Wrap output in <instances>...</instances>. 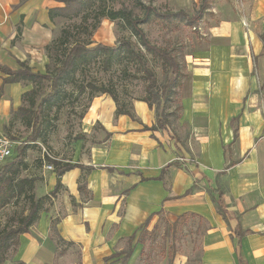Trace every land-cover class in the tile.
Returning <instances> with one entry per match:
<instances>
[{"label": "crops", "instance_id": "1", "mask_svg": "<svg viewBox=\"0 0 264 264\" xmlns=\"http://www.w3.org/2000/svg\"><path fill=\"white\" fill-rule=\"evenodd\" d=\"M248 2L246 7H250ZM255 2L256 12L264 17V0ZM59 6L63 3L57 0H0V66L17 71L20 62H25L35 72H46L47 46L55 37L56 22L65 18L51 19L49 10ZM222 25L220 34L224 43L195 51L186 58L189 69L179 89V99L183 106L182 120L191 127L192 139L185 142V152H182L184 142L173 139L170 130L143 129L156 123V114L147 102L133 101V119L127 114H116V104L109 94L93 98L85 116L86 129L99 124L101 141L89 143L85 153L75 150V160L57 158L93 167L73 168L62 175L63 187L78 201H81L78 184L81 177L91 193L77 212L71 202H65L66 215L57 224L64 239H78L83 226L84 230L85 226L91 228L88 237L94 240L105 234L130 237L162 208L177 213L191 208L210 212L220 226L229 228L234 246L217 250L214 258L217 262L264 264V115L258 103L246 96L255 87L250 59L252 56L264 59V38L252 26L247 12L228 17ZM234 66L245 69L239 73ZM7 76L0 68V132L6 134L15 130L11 128L13 113L25 105L23 94L33 88L28 80L5 82ZM180 152L186 155V166L193 169L189 173L182 171L179 161L172 162ZM231 161L236 163L228 166ZM163 169L165 172L159 179ZM174 169L183 174L168 189L165 175ZM104 179L111 189L108 198H114L109 206L104 205ZM216 179L217 188L224 191L228 221L211 198L210 193L218 194L213 192L216 186L212 183ZM204 180L211 191L196 190ZM56 181L57 175L52 171L49 187ZM190 188L191 193L185 195ZM202 198L204 201H200ZM81 220L85 223L81 224ZM105 221L108 226L113 222L118 225L103 231L100 227ZM237 226L244 231L241 237L235 232ZM23 235L26 238L30 234H21V243ZM85 261H90L86 254Z\"/></svg>", "mask_w": 264, "mask_h": 264}, {"label": "rangeland", "instance_id": "2", "mask_svg": "<svg viewBox=\"0 0 264 264\" xmlns=\"http://www.w3.org/2000/svg\"><path fill=\"white\" fill-rule=\"evenodd\" d=\"M141 1L153 5L161 12L184 9L190 14L196 13L201 3V0ZM247 1L250 4L249 8L245 6ZM122 7L133 10L135 16H142L144 13L143 7L137 3V0H95L80 16L71 19L59 18L56 22L55 37L48 45V70L52 73H55L66 52L76 41L82 43L101 42L109 46L121 47L123 40H129L137 54L141 50L144 57L142 61L138 56H135L134 59L113 57L110 64H105L103 60L105 53L102 52L99 57L82 62L62 78L60 97L53 104L43 107L40 114L41 128L37 138L29 140L26 149L27 167L22 170L21 176L34 178V187L0 206V230L16 225L18 218L28 213L30 208L28 194L34 193L36 198L50 195L54 186L49 187L48 184V178L52 171L45 166L51 163L45 150L57 158L75 160V150L81 149L85 153L89 148V143L101 141L103 136L101 137L99 124L93 126L91 130L86 129L85 116L93 99L89 89L86 91L79 89L80 83L91 81L113 88L118 97V105L120 104L124 109L131 111L133 101L147 94L148 78L145 68H150L156 73L160 84L165 81L162 62L140 45L139 39L133 31L120 19L113 21L101 16L103 9ZM245 12L248 13L249 20L258 35L264 38V17L256 12L255 0H213L196 28L183 22L164 25L153 13L141 26L153 43L167 48L178 58L182 64L183 72L187 74L189 67L186 58L188 55L195 51L206 50L213 44L224 43L223 36H221L224 20L234 15L245 14ZM249 66L255 87L246 96L248 100L258 103L264 115V59L252 56ZM233 68L239 73L245 69L244 66H234ZM51 90V80H46L38 86L37 102ZM178 90L176 88V94L166 103L163 102L160 107L168 114L170 132L182 141L181 144L184 142L182 152H185L187 147L185 142L191 138V127L182 120L183 106ZM25 104L27 105V102ZM115 104L117 105V103ZM157 106L156 102L151 108L155 114H157ZM162 109L159 108V110ZM13 121L11 128L15 127V130L8 131V134L18 140L19 144L31 139L29 137L32 134L33 126L27 125L19 119L16 120V123ZM79 136L84 137L79 138ZM193 146L196 147V143H193ZM182 152L177 156V161L181 163L182 171L189 173L193 169L184 163L186 155ZM15 154H17V148ZM182 171L180 169H174L173 172L168 171L164 179L165 187L171 189L177 177L182 176ZM103 181V185L106 186L103 190L104 205L109 206L114 198H108L111 189L107 187L108 180L104 179ZM217 182L216 179L212 184L217 187ZM78 184L81 187L79 189V200L81 201L66 191L65 187L60 189L57 196L50 195L44 198L40 218L31 226L28 232L30 235L26 238L23 235L22 243L19 242L7 250L6 259L2 264H100L105 255L128 248L129 236L115 238L112 234L110 237L105 234V237L99 238L98 236L94 240L88 237V231L91 228L87 226H85V230L83 226V232L76 240H67L62 237L57 224L66 215L65 202H71L73 210L77 212L84 206L83 202H86V199L91 196L86 188L84 178L81 177ZM201 189L207 192L211 191L205 180L199 182V188L196 190ZM214 194L218 196L217 193ZM200 201H204L203 198ZM122 208L123 205L119 209L121 214L123 213ZM189 209L183 212L185 214L176 222L183 213L162 208L150 218L148 223L142 224L136 231V237L132 242L133 254L126 264H224L221 261L217 262L214 258L217 250H223L225 246L231 244L234 246V242L229 237V228L225 225L220 226L206 210L198 212ZM80 223L84 224L85 222L81 220ZM107 224L108 221L103 222L100 229L105 231L109 226L110 230L114 229L118 222H113L109 226ZM61 238L64 240L62 241ZM85 254L90 261H85ZM123 256L124 254L111 259L109 264H121ZM227 264H231V262H227Z\"/></svg>", "mask_w": 264, "mask_h": 264}, {"label": "trees", "instance_id": "3", "mask_svg": "<svg viewBox=\"0 0 264 264\" xmlns=\"http://www.w3.org/2000/svg\"><path fill=\"white\" fill-rule=\"evenodd\" d=\"M63 3V6L51 8L49 14L51 19L56 16H62L66 18H74L80 16L85 10L91 6L95 0H57ZM213 0H201L200 7L194 14H190L184 9L177 11H166L161 12L156 9L151 4H145L141 0H137L140 6L143 7L144 13L142 16H135L133 10L122 7L119 9H103L101 16L109 18L110 20H122L125 25H127L139 39L140 45L144 47L146 51L151 53L153 57L159 59L163 64V69L165 72V81L160 84L157 79L156 73L150 69L145 68V74L148 78V84L146 86L147 94L139 98L148 103L150 108L153 107V103H158L156 110V123L152 126H144V130H169V119L168 114L160 106L163 102L169 101L175 94V89H180L183 84V79L186 77V73L182 70V64L178 58L167 48L161 47L156 43H153L146 35V31L141 26L142 23L146 22L151 15L154 16L164 25L175 24L176 22H183L186 25L197 27L203 15L210 8ZM20 33V30H19ZM47 46V52H48ZM104 52L105 56L103 58L105 64H110L113 61V57L117 59H134L135 56H138L141 61L143 60L144 53L140 50L137 52L132 47V42L129 40H123L121 42V47L109 46L104 43H93V42H74L68 51L65 54V57L61 61V64L56 68L55 73H52L47 70L45 73L35 72L28 66L25 62H20L21 68L17 71H13L7 67L0 66L1 70L8 74L4 78L5 82H15L20 80H28L33 83V88L26 91L23 94L24 101L27 102V105L20 106L13 113V120L20 119L25 122L27 125L33 126L32 134L25 142L20 143L17 146V154H15L11 159H9L4 165L0 167V206L8 203L12 198L20 196L27 189H32L34 187L35 179L31 177L21 176L23 169H26L27 163L25 162V153L29 145V140H36L39 130L41 128V119L40 114L45 105H51L57 100L60 96V82L62 78L67 76L71 71H73L79 64L82 62H88L92 58H97L99 55ZM46 80H51L52 90L45 94L42 99L37 102L38 96V86L42 85ZM79 89L81 91H86L89 89V93L92 96V99L100 94L106 93L109 94L115 103H117L116 114H127L131 118H135V114L129 110L124 109L120 104L118 105V97L116 91L106 85H98L94 82L80 83ZM179 91V90H178ZM99 92V93H98ZM162 109V110H159ZM9 135V134H8ZM84 136H79L83 138ZM155 137V136H154ZM172 138L176 139L177 136L172 133ZM54 164V172L57 175V181L54 185V188L50 192V195L57 196L60 189L63 187L62 175L67 171L73 168H81L91 170L93 167L86 166L82 163H72L65 162L58 159L51 160ZM173 163H179L176 159L172 161ZM236 161H231L228 166L235 164ZM109 171H114L112 167H106ZM164 169L159 179L163 177ZM79 189L81 187L79 186ZM192 189H188L185 192V195L190 194ZM218 192V197L213 193L211 198L214 201L217 211L228 221V209L224 203V191L220 188H214L213 192ZM49 195V196H50ZM48 195L40 198H36L34 193L28 194L30 208L26 215L20 216L18 218L17 224L11 227L4 228L0 230V264H2L5 259V253L11 246H16L20 242V235L30 231L31 226L40 218L41 211L43 209L44 198L49 197ZM75 202L73 198V203ZM191 214L193 212H190ZM185 213L181 214L178 219ZM154 215V214H153ZM152 216V215H151ZM151 216L143 223L146 224L150 220ZM236 234L241 237L243 236L244 231L240 227H236ZM136 237V233L132 234L129 237V246L126 250L120 252H114L112 254L106 255L103 258L102 264H109V261L113 258L119 257L124 254L121 264H126L128 259L133 254L132 242ZM62 241L64 240L61 238ZM72 242V241H71Z\"/></svg>", "mask_w": 264, "mask_h": 264}, {"label": "built area", "instance_id": "4", "mask_svg": "<svg viewBox=\"0 0 264 264\" xmlns=\"http://www.w3.org/2000/svg\"><path fill=\"white\" fill-rule=\"evenodd\" d=\"M263 22H264V18H263ZM18 145H19L18 140L14 139L13 137H11L6 133L0 132V165L5 163L14 156ZM45 153L48 159L50 160L57 159V157L51 154L49 151L45 150ZM45 166L50 171L55 170L54 164L52 162L46 164Z\"/></svg>", "mask_w": 264, "mask_h": 264}]
</instances>
